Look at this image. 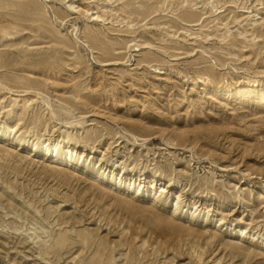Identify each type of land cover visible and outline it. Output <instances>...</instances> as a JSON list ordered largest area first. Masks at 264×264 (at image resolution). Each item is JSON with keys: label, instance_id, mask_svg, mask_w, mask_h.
Segmentation results:
<instances>
[{"label": "rangeland", "instance_id": "374dc122", "mask_svg": "<svg viewBox=\"0 0 264 264\" xmlns=\"http://www.w3.org/2000/svg\"><path fill=\"white\" fill-rule=\"evenodd\" d=\"M0 264H264V0H0Z\"/></svg>", "mask_w": 264, "mask_h": 264}, {"label": "bare ground", "instance_id": "6f19581e", "mask_svg": "<svg viewBox=\"0 0 264 264\" xmlns=\"http://www.w3.org/2000/svg\"><path fill=\"white\" fill-rule=\"evenodd\" d=\"M15 105L18 107L20 106V103L16 100Z\"/></svg>", "mask_w": 264, "mask_h": 264}]
</instances>
